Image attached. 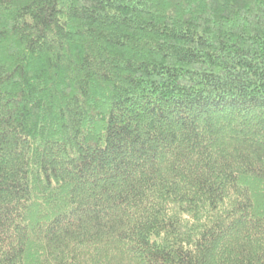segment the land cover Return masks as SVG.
<instances>
[{
	"label": "trees",
	"instance_id": "trees-1",
	"mask_svg": "<svg viewBox=\"0 0 264 264\" xmlns=\"http://www.w3.org/2000/svg\"><path fill=\"white\" fill-rule=\"evenodd\" d=\"M0 264H264V0H0Z\"/></svg>",
	"mask_w": 264,
	"mask_h": 264
}]
</instances>
